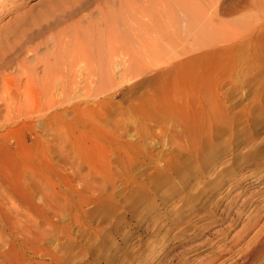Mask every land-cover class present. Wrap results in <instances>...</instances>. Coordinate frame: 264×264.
I'll return each instance as SVG.
<instances>
[{"label":"rangeland","instance_id":"obj_1","mask_svg":"<svg viewBox=\"0 0 264 264\" xmlns=\"http://www.w3.org/2000/svg\"><path fill=\"white\" fill-rule=\"evenodd\" d=\"M45 1L1 0V37ZM188 1L101 86L0 101V264H231L264 235V0Z\"/></svg>","mask_w":264,"mask_h":264},{"label":"bare ground","instance_id":"obj_2","mask_svg":"<svg viewBox=\"0 0 264 264\" xmlns=\"http://www.w3.org/2000/svg\"><path fill=\"white\" fill-rule=\"evenodd\" d=\"M187 2L46 0L34 18L20 16L13 20L17 24L13 31L0 35V101L8 105L14 102L15 107L21 104L17 100L20 96L25 106L35 101L49 105L54 101L48 95L49 87L77 86L73 74L81 70L88 76L86 86H101V81L91 78L96 71L109 78L115 69H125L131 56L140 53L148 40L159 39L162 25L173 23L177 10L188 6ZM40 49L46 53L39 56ZM30 54L33 60L28 59ZM9 72L14 78L7 76ZM257 240L240 251L233 263H264V235ZM229 250L218 248L222 257Z\"/></svg>","mask_w":264,"mask_h":264}]
</instances>
